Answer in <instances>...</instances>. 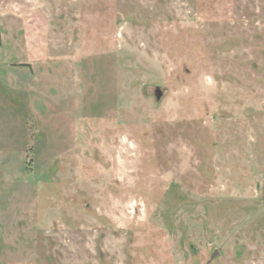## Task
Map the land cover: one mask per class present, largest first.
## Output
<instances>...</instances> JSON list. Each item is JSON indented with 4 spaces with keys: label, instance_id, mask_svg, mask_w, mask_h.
Here are the masks:
<instances>
[{
    "label": "rangeland",
    "instance_id": "374dc122",
    "mask_svg": "<svg viewBox=\"0 0 264 264\" xmlns=\"http://www.w3.org/2000/svg\"><path fill=\"white\" fill-rule=\"evenodd\" d=\"M0 264H264V0H0Z\"/></svg>",
    "mask_w": 264,
    "mask_h": 264
},
{
    "label": "water",
    "instance_id": "95a60500",
    "mask_svg": "<svg viewBox=\"0 0 264 264\" xmlns=\"http://www.w3.org/2000/svg\"><path fill=\"white\" fill-rule=\"evenodd\" d=\"M155 94H156V97L159 98L160 93H159V88L157 86L155 88Z\"/></svg>",
    "mask_w": 264,
    "mask_h": 264
}]
</instances>
